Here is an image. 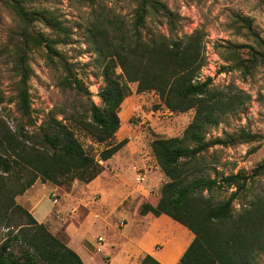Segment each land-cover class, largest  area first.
<instances>
[{"label": "trees", "instance_id": "trees-1", "mask_svg": "<svg viewBox=\"0 0 264 264\" xmlns=\"http://www.w3.org/2000/svg\"><path fill=\"white\" fill-rule=\"evenodd\" d=\"M91 1L98 4L104 0ZM0 2L17 19V29L10 32L1 55L12 63L18 78L19 114L16 126L0 116V226L7 230L0 245V264H85L64 239L52 234L15 199L38 180L58 186L75 180L94 181L103 171L100 162L110 160L127 141L110 145L96 158L77 133L98 144L111 143L120 129L122 103L132 94L131 84H137L138 94L158 93L172 112L195 111L181 137L152 143L168 181L161 187L159 202L155 206L142 204L139 215L168 216L194 235L179 264H257L264 254V193L254 189L264 177V161L250 173L208 175L213 163L210 151L218 145H234L235 138L208 139L207 135L250 97L232 86L215 87L211 78L201 80L207 65L206 32L198 29L181 34L180 16L162 0H135L129 20L100 6L87 31L104 80L98 94L100 107L75 65L57 48L69 44L70 39L60 18L50 10L28 6L27 0ZM232 21L234 29L255 46L228 45L230 61L235 69L250 75L264 65V40L251 20L234 17ZM38 23L57 38L38 30ZM150 24L158 26L151 29ZM244 48L249 51L242 52ZM38 49L44 51L46 64L60 71L61 90L74 99L52 110L35 130L29 81L31 53ZM258 138L249 136V140ZM247 197L237 209L235 202ZM141 264L159 263L147 255Z\"/></svg>", "mask_w": 264, "mask_h": 264}, {"label": "rangeland", "instance_id": "rangeland-1", "mask_svg": "<svg viewBox=\"0 0 264 264\" xmlns=\"http://www.w3.org/2000/svg\"><path fill=\"white\" fill-rule=\"evenodd\" d=\"M162 1L180 16L183 27L181 34H192L198 29L206 32L207 65L201 71V80L211 78L215 87L225 89L232 86L243 90L250 97L238 112L224 116L219 126L207 135L208 139H225L227 136L235 138L234 145H218L210 151L209 159L213 163L208 175L215 178L240 170L252 172L264 161V65H259L252 74L245 75L242 70L233 67L228 45L255 46L253 41L234 29L232 21L234 17L251 20L254 31L264 40V0ZM27 5L50 10L69 30V44L58 45L57 48L75 65L77 73L92 92L93 102L102 107L98 94L104 86V80L89 43L88 27L100 6H107L127 20L131 19L136 5L135 0H104L98 4H93L91 0H27ZM157 26L150 24L149 28L154 29ZM36 28L57 38L43 24L38 23ZM16 29L15 15L0 2V99H3L0 104V116L6 118L12 126H16L19 119L16 111L15 85L18 78L12 71V63L4 54L1 55V52L10 32ZM162 30L166 31L165 27ZM241 51L248 52L249 49L244 48ZM30 63L32 76L29 81V93L32 116L37 126L35 130H38L52 110L65 107L74 97L59 87L60 71L46 64L43 50L32 51ZM130 88L132 94L124 100L119 113L120 129L111 143L98 144L77 133L85 149L96 158L110 145L127 141L110 160L100 162L103 171L94 181L86 184L75 180L71 184L58 186L38 180L34 189L32 186L23 195L16 197L15 201L28 210V205L42 199L46 203L51 199L57 206L61 194L72 193L76 189L82 191L83 187L98 188L102 185L107 189H115L121 194L124 204L119 208L117 218L113 220L116 226L113 235L116 237L115 242L125 248L128 256L132 258L130 264H140L145 253L142 246L149 237L157 239L152 248V255L159 264H179L194 235L168 216L156 218L149 214L142 217L139 210L144 203L155 206L160 200L161 187L168 181L153 154L152 143L157 139L181 137L191 123L195 111L172 112L162 103L155 91L138 94L137 84H131ZM252 135L260 138L249 140V136ZM45 186H49V190ZM254 192L264 193V177L258 179ZM83 195H88L87 199L90 200L92 208L86 213L74 210L75 215L79 212L75 224L81 227L84 224L93 225L92 223L98 225V221L105 223L103 214L100 213V196L90 195L89 191ZM248 200L249 197L236 201L235 207L240 209ZM123 209L127 211L123 212ZM45 226L51 232L50 227ZM93 226L90 236L100 235L102 231ZM6 236L7 230L0 226V245ZM56 236L67 240L63 231ZM98 238L96 237L97 249L95 248L94 252L102 254L98 249L100 246ZM104 258L105 262L109 263L106 257ZM95 264L104 263L99 258ZM257 264H264V254L259 257Z\"/></svg>", "mask_w": 264, "mask_h": 264}, {"label": "crops", "instance_id": "crops-1", "mask_svg": "<svg viewBox=\"0 0 264 264\" xmlns=\"http://www.w3.org/2000/svg\"><path fill=\"white\" fill-rule=\"evenodd\" d=\"M35 187L36 186H34L33 189ZM45 187L49 190V186ZM88 187L89 188H81L82 191L76 189L72 193L65 192L64 195L61 194L60 202L57 206L53 204L51 199H48L47 203L42 199L39 202L28 205V210L39 223L48 225L54 235H58L63 231L67 237L66 241L68 246L81 257L85 264H95L96 260L99 258L102 259L104 264H130L132 258L128 256L125 248L120 247V245L115 242L116 237L113 235L116 227L113 220L114 218H117V213L120 212L119 208L124 204V200L121 198L122 196H120L121 194L115 189H107L102 185L98 188H95V186ZM87 191H89L90 195L93 194V196H100V213L103 214V220H105V223L98 221V225L92 223L94 226L84 224L81 225V227H78L75 222L78 221L77 216L79 215V212L76 216L74 210H82L86 213L87 210L92 208L90 200L87 199L88 195H83ZM122 211L125 212L127 210L123 209ZM91 226L98 227L100 229L99 231H102V233L98 236L91 237ZM106 233H111L112 235H105ZM96 237H105L103 245L100 246L102 254L94 252V249H97ZM93 239L95 240L93 241ZM156 242V238L150 239L149 237L146 240L145 244L142 246L145 251L143 259L147 255L153 257L152 248ZM104 257H106L109 263L105 262Z\"/></svg>", "mask_w": 264, "mask_h": 264}, {"label": "built area", "instance_id": "built-area-1", "mask_svg": "<svg viewBox=\"0 0 264 264\" xmlns=\"http://www.w3.org/2000/svg\"><path fill=\"white\" fill-rule=\"evenodd\" d=\"M98 242H99V245L101 246V245H103V243H104V238H102V237H99L98 238ZM100 246H99V251H101V248H100Z\"/></svg>", "mask_w": 264, "mask_h": 264}]
</instances>
